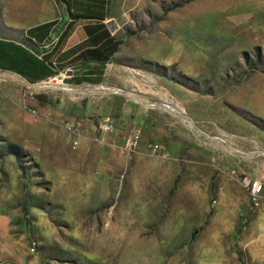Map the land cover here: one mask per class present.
Masks as SVG:
<instances>
[{"label": "rangeland", "instance_id": "374dc122", "mask_svg": "<svg viewBox=\"0 0 264 264\" xmlns=\"http://www.w3.org/2000/svg\"><path fill=\"white\" fill-rule=\"evenodd\" d=\"M109 16L129 112L118 127L94 111L106 106L97 86L0 76V264H264V202L249 206L240 183L264 178V0H111ZM165 46L174 61L161 65Z\"/></svg>", "mask_w": 264, "mask_h": 264}, {"label": "crops", "instance_id": "0c3cea01", "mask_svg": "<svg viewBox=\"0 0 264 264\" xmlns=\"http://www.w3.org/2000/svg\"><path fill=\"white\" fill-rule=\"evenodd\" d=\"M103 1L104 5L101 10L103 16L98 21L93 18H86V12L97 11L86 0H3L0 13V76L18 78L23 86L28 87L42 80L44 77L42 71L46 70L48 66V69L55 73L68 69L71 74L65 80L67 86L72 91H76L77 88L87 90L92 96L97 92L94 87L100 88L102 92L99 94L100 96L104 95L103 100L106 106L102 111L101 108L94 111L103 119H111V121L114 114L115 117L111 123H114L115 127L121 125V122H124L123 120L129 114L128 106L122 101L118 104L116 101L120 96L109 93L115 88H121L122 82L125 80L123 75L125 68L113 61L115 52L107 60H99L103 52L102 44L107 38L115 41L114 33L118 29L115 21L109 16L111 0ZM250 2L251 0H239V5L246 7ZM214 3L219 4L218 1H214ZM42 4L48 10L45 17L38 20L25 17V14L29 15L36 12ZM210 5L212 7L210 13L207 16H202V19L205 24L208 23L212 26L208 32L212 33L213 37L218 38L219 6ZM49 21L54 23L46 31L37 28V26ZM241 21H249V18L241 19L238 17L231 22ZM66 25H70L66 37L58 47L53 48L57 37ZM206 29L209 30L207 27ZM206 29L199 22V31L206 32ZM95 48L98 49V55L93 53ZM163 50V57L158 60V63L163 65L174 61L168 47L165 46ZM45 56L46 58L42 61L41 58ZM151 59L153 62L157 61L155 58L151 57ZM126 77L127 79L130 78L126 81L132 86L134 84L132 79L135 77L131 74ZM140 79L146 80L147 87L144 88H148V91L151 88L154 90L155 81L150 76H141ZM53 84L51 80L43 87ZM140 90L146 92L143 88ZM35 96H37L36 99ZM35 96L33 98L37 101L44 100V96ZM75 111L79 115L81 114L79 112L81 110L75 109ZM90 111L93 109L85 107L81 112Z\"/></svg>", "mask_w": 264, "mask_h": 264}, {"label": "built area", "instance_id": "2783aa9c", "mask_svg": "<svg viewBox=\"0 0 264 264\" xmlns=\"http://www.w3.org/2000/svg\"><path fill=\"white\" fill-rule=\"evenodd\" d=\"M56 74H57V78L54 81L55 82L54 85L59 86L58 88H60V90L62 91H70V87L63 84V81L70 77V74H71L70 70L64 69L60 72H57ZM49 80H47L46 82H42V83L39 82V84L37 82L36 88H43L42 85H47L49 83ZM110 92L112 94H116L117 92H119V90L114 89ZM28 114L31 118H36L33 111H28ZM61 128L66 134H71V136H76L75 128L72 123H65L62 125ZM101 132H103L104 134H111L113 132V127L108 120H105L104 122H102ZM138 137H139L138 128H132L128 130L127 133L120 135L119 140H120L121 150L126 154L132 153L138 142ZM75 145H76V140L72 138V140H70L71 148H74ZM150 147L152 151L159 149V146L156 144H152ZM240 183L242 184V188L244 189L246 201L249 206H251L252 208H255L261 202H264L263 174L259 177H252V178L242 177L240 178Z\"/></svg>", "mask_w": 264, "mask_h": 264}, {"label": "trees", "instance_id": "16d2710c", "mask_svg": "<svg viewBox=\"0 0 264 264\" xmlns=\"http://www.w3.org/2000/svg\"><path fill=\"white\" fill-rule=\"evenodd\" d=\"M86 1L87 2L89 1L90 5L97 9L96 12H92V11L91 12H86L87 13L86 14V18H93V19L98 20V21L101 20V17L103 16V13H101V10L103 9L104 1L103 0H86ZM72 4H74V2H72ZM104 11H105V8H104ZM53 23H54L53 21H49V22H46L44 24H41V25L37 26V28H40V29L46 31L49 27H51L53 25ZM69 28H70V25H66L65 29L57 37L53 48H56V47H58L61 44L62 40L66 37V35H67L68 31H69ZM116 44H117L116 41H113L111 38H107L105 43L102 44L103 52H102V55H101L99 60L100 61L107 60L108 57L115 50ZM97 50H98L97 48H95V50H93L94 51L93 52L94 55H98L99 54V52ZM45 58H46V56L42 57L41 60L44 61ZM36 64H39V62H36ZM47 66H48V64H47ZM48 67H47L46 70L42 71L43 76H44L43 78L52 76L54 74V72H51L48 69ZM34 98L36 99L37 96H35Z\"/></svg>", "mask_w": 264, "mask_h": 264}, {"label": "bare ground", "instance_id": "6f19581e", "mask_svg": "<svg viewBox=\"0 0 264 264\" xmlns=\"http://www.w3.org/2000/svg\"><path fill=\"white\" fill-rule=\"evenodd\" d=\"M51 81V79L49 80V82ZM43 86V85H42ZM168 107V106H167ZM175 113H177V114H180V111H177L176 109H175Z\"/></svg>", "mask_w": 264, "mask_h": 264}]
</instances>
